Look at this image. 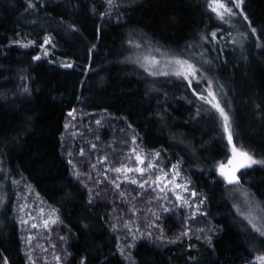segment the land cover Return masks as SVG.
I'll use <instances>...</instances> for the list:
<instances>
[{
    "label": "trees",
    "instance_id": "16d2710c",
    "mask_svg": "<svg viewBox=\"0 0 264 264\" xmlns=\"http://www.w3.org/2000/svg\"><path fill=\"white\" fill-rule=\"evenodd\" d=\"M34 2L37 7L25 11L27 0H0V165L10 177L28 181L57 210L72 263L86 258L85 264H126L118 252L110 205L94 195L90 203L89 189L71 171L75 151L69 155L65 125L69 110L75 109L107 114L124 131L110 144L109 132L101 133L112 160L128 147L131 132L145 152H160L166 166L180 161L192 186L206 198L201 224L213 229L211 242L157 246L140 241L132 251L136 264H256L253 257L264 245L237 216V202L218 171L230 158L219 114L197 115L201 106L210 108L192 91L200 88L149 75L131 59L140 47L128 41L202 65L231 117L237 147L264 159V0H244L242 6L258 30L255 35L244 20H234L237 28L231 29L208 8V0H116L120 7L108 16L99 15L109 12L105 0ZM117 13L122 19L115 18ZM45 34L54 38L52 59L72 67L32 59ZM17 39H35L37 45L23 48L12 43ZM239 176L240 185L264 210V164L243 169ZM5 207L0 212V264L3 257L8 264H26L19 228ZM165 225L168 233L176 228L169 221Z\"/></svg>",
    "mask_w": 264,
    "mask_h": 264
},
{
    "label": "rangeland",
    "instance_id": "374dc122",
    "mask_svg": "<svg viewBox=\"0 0 264 264\" xmlns=\"http://www.w3.org/2000/svg\"><path fill=\"white\" fill-rule=\"evenodd\" d=\"M234 20L242 22L243 16L239 15L231 18V22L227 23L231 29H233V27L234 29L237 28ZM46 47L49 48V54L47 56H42L43 58L56 63L60 67H64L63 65L68 63L63 60H53V47H51V45H47ZM155 50L156 47L148 46V43H145L144 46H141L133 53L131 59L133 61H136L137 58L143 60V57L148 55H156L159 58V53ZM161 52L163 51L161 50ZM41 53L42 50L40 49L38 54ZM183 57L190 59L189 57ZM143 69L145 70V68ZM167 70L168 69L160 67L161 72ZM158 76L176 78L174 76ZM193 84L200 88V91L203 90L205 95L207 94L206 81H201L198 85L196 81H194ZM211 87L212 90L216 92V88L213 84ZM74 116L75 119L68 115L66 120L68 127H65V136H68L69 139L66 141L68 143V150L70 153L71 150L75 151V154L71 155L69 158V161H72V163H70L71 171L73 174L74 171L78 170L80 172L79 180L87 189L91 190L92 195L100 197V199H103L102 201H106L110 205L112 223L117 226L115 232L118 236L119 254L120 249L123 248L125 254L131 253L130 259H133L132 251L134 247L131 246L133 242L131 236L128 235L129 231L135 232L138 237L141 236L142 232L145 233L143 237L135 241V245L140 241H147L157 246L179 242L181 240L190 242L192 239L209 242L206 237L211 236L213 229L211 226H209V228H204L201 224L202 217L204 216L202 213H205L204 205L200 206V212L195 218H190L189 207H180V202L176 200L174 193L169 192L167 199H164L162 195L160 198H153L156 195L153 191L155 185L140 189L138 185L131 184L130 181L124 180L123 174L110 171V168L119 167L122 163L127 164L128 167L134 168L136 166L135 156L130 151V149L134 147L137 148V151H139L141 155L146 157L145 165H143L145 168H147L148 161L157 164L158 167L154 170H147L144 176L136 172L129 173L128 175L132 178L148 180L149 176H151L152 179H155V176L159 174L161 169L170 173L172 165L166 166L160 157H155V153L145 152L137 139L136 142L133 143L132 136H134V134L127 131L130 138L128 147L125 148V150L121 149V152L119 151L118 155H116L117 157L115 156L112 160L107 150L108 147H106L107 152L104 150V146L106 145L102 139L101 133L103 129L107 130V132H109L107 137L108 142H117L119 136H122L120 133H124V131L117 130L116 121L112 120L111 116L104 113L88 115L75 111ZM97 121H100V123L97 124ZM78 135L80 137H76ZM97 137H99V139H97ZM92 144H95L97 147L93 149L91 147ZM109 144H107V146ZM111 146L113 145L111 144ZM82 148L84 149L83 155L80 153ZM85 148H88L89 151L87 152ZM104 156H107V161L98 162L100 158ZM228 161L225 164L226 166L228 165ZM92 165H96V167L93 168ZM178 168L181 175L177 177L176 180L178 183H183L185 179L189 178L182 171L180 165H178ZM104 173H107V176H105ZM117 175L121 177L120 180L117 181V183L120 184V189H116L115 185L111 183V180L115 179ZM74 177L76 176L74 175ZM169 178L171 179V175ZM222 179L224 180L223 177ZM226 185L228 187L227 194L237 202L236 204L239 205L240 210L245 212L252 211L257 218L255 222L258 225H264V210L259 202L251 197L247 199L243 197L240 192L243 191L244 188L240 184L228 185L226 183ZM189 187L194 188L192 183ZM120 191H124L126 196L120 197ZM137 193L141 194L137 195ZM198 194L199 198L203 199L202 195L200 193ZM181 195L187 198L190 196V193L182 192ZM133 197H135V199H133ZM195 200L196 198H192L189 201L193 209L195 208ZM257 205L259 206L257 207ZM5 206L10 208L12 217L19 228L22 253L26 258V264H33V262L34 264H57L55 259L57 255L61 257L60 264H73L66 239L67 236L64 232L65 227L61 222L57 210L48 205L28 181L23 178L10 177L7 171L0 165V212L6 209ZM164 207L171 208L172 211L165 213L163 211ZM133 208L136 209L135 212L132 211ZM236 214L252 231L257 233L252 229L247 219L240 215L237 208ZM56 216H59V221L56 224L50 223L49 227H44L45 220H50V218ZM186 218L188 219L186 220ZM153 221L156 222V225L163 228V234L165 236L163 241L158 239L161 235L159 228L155 225L149 227ZM166 221H169L171 226H176V228L170 230V233L167 232L168 228L165 225ZM125 224H128L127 228L124 227ZM33 225L36 226L34 227ZM188 227H190L192 231L187 235L181 236L180 234ZM198 229H204V231L201 233L197 231ZM147 232L152 233L151 238L147 237ZM61 237H64V239H61ZM29 256H31V260H29ZM121 257L126 261V264H130L129 259H125L124 256ZM76 264H81V260Z\"/></svg>",
    "mask_w": 264,
    "mask_h": 264
},
{
    "label": "snow or ice",
    "instance_id": "6c2138e0",
    "mask_svg": "<svg viewBox=\"0 0 264 264\" xmlns=\"http://www.w3.org/2000/svg\"><path fill=\"white\" fill-rule=\"evenodd\" d=\"M42 2V0H41ZM105 3L108 5L109 12H100V16H108L110 12L113 9H118L120 5L116 2V0H105ZM243 4L244 0H208V8L211 9L212 12H214L217 16V18L221 21H224L225 23H230L232 17H236L239 15L243 16V20L248 22V26L250 28L251 34L255 35L257 33V28L252 26V22L249 19L248 15L244 13L243 10ZM37 4L34 2V0H27V8L33 9L36 8ZM121 13H117L116 19L120 20L122 19ZM70 28L73 30L78 31V27L75 24L69 25ZM99 31V29H97ZM244 35H247L245 33ZM211 36L215 38L217 36V32L213 31L211 33ZM53 37L51 35L45 34L43 37L42 43H39L38 47L42 50L41 54H37L36 56L32 57L33 60L39 61L41 60L42 56H47L49 54V48L46 47L47 45H51V47H55V44L53 43ZM201 39L207 40L208 36H202ZM260 37L257 36V40H259ZM14 44H18L23 48H29L33 45H37V41L35 39H30L25 41H21L19 39L12 41ZM130 45H133L136 48L141 47L139 43H136L134 41H128ZM96 45L93 44L92 48H95ZM257 47H260L259 44H257ZM91 52V49H89ZM157 53H159V58L156 55H148L144 56L143 60L137 58L136 63L140 64L141 67L145 68V70L149 73L151 76H157V75H164L165 77L168 76H174L180 80L187 81V85L189 87H192L193 82L196 81L197 85L201 81H206L207 85V94L205 95V92L197 91L196 88L192 87V91L195 94L196 97L200 101H204L207 105L210 106L208 109H204L203 106L197 109V115H200L202 112L206 111L209 116H213L215 113L219 114V117L222 121V129L223 133L226 135L227 143L230 146L231 149V157L229 158L228 165L219 164L218 165V171L220 175L224 178V180L229 185H239L240 184V176L237 175L238 172H240L241 169H248L251 168L253 165L256 164H264V159H257L250 151L245 149L244 147H237V144L234 142V131L232 127V120L231 117L226 111L225 107L221 105L219 99L217 98V94L215 91L212 90V84L213 80L209 79L207 77V74L203 71V66H198L195 62H193L190 59H186L181 55H177L174 53H167V52H161L160 48H156L155 50ZM204 63H210V61L205 60ZM64 67H72L73 65L71 63H66L63 65ZM160 67H163L165 69H168L167 71H160ZM23 79V77H21ZM222 87V86H221ZM24 92H28L29 89L27 86L23 88ZM167 96V93L164 94ZM214 110V111H213ZM75 109H70L68 115L71 116L73 119H75L74 116ZM97 124L100 123V121L96 122ZM65 127L67 128L68 125L66 124ZM99 139V137H97ZM137 137L134 135L132 136V142H136ZM127 143V142H125ZM91 147L95 149L97 146L95 144H92ZM130 151L135 156L136 166L128 167L127 164H121L119 167L110 168V171L123 174V178L126 181H130L131 184H136L139 186L140 189L149 188L152 185H155V188H153V191L156 193V195L153 198H160L161 195L164 199H167L168 193L172 192L176 196V200L180 202L179 206L184 207L187 206L190 209V218H195L197 214L200 212V206L204 204L205 199H200L199 194L195 188H190L189 185H191L190 179H185L183 183H178L176 178L181 175L178 165L180 161L177 162V164L172 165L171 172L160 170L159 174L155 176V179H152L151 176H149L148 180L143 179H136L130 177L129 173H139L141 176H144L147 172V170H154L158 167L157 164H153L151 161H148L147 168H145L143 165H145L146 157L144 155H141L139 151H137V148H131ZM81 155L84 154V149L82 148L80 150ZM71 155V153H69ZM155 157H160V152L155 153ZM130 159V158H129ZM101 161H107V156L101 157L98 162ZM69 163H72L70 160ZM75 167V166H74ZM93 168L96 167V165H92ZM73 175L79 179L80 172L74 171ZM105 176H107V173H104ZM171 175V179L169 176ZM120 175H117L115 179L111 180V183L115 185L116 189H120V184L117 183L118 180H120ZM174 186V187H173ZM158 190V191H157ZM182 192H188L190 193L189 197H185L181 195ZM89 202L91 203L93 200V196L91 193V190H89ZM141 193H137V195H140ZM240 194L245 197L246 199L249 198V192L247 190H243L240 192ZM98 195V194H97ZM120 197H125L126 193L124 191H120L119 193ZM196 198L195 200V208L193 209L192 205L189 203L190 199ZM135 199V197H133ZM234 207L237 208V211L240 212V215L245 217L247 219L248 223L251 225L252 229H254L258 234L260 239L261 245H264V225H258L256 221V217L254 216L252 211H241L239 205L234 204ZM259 205H257L258 207ZM55 211V210H53ZM133 212L136 211L135 208L132 209ZM163 211L165 213L172 211L171 208L164 207ZM203 215H207V213H202ZM188 218H186L187 220ZM59 221V216L50 218V220L44 221V227H49V224H56ZM155 225L157 228H159L161 235L158 237L159 240L163 241L165 239V236L163 234V228H161L159 225H156V222L153 221L149 227H152ZM34 227L36 225H33ZM117 226L113 225V229L115 230ZM124 227H128V224H125ZM192 229L190 227L185 228V231L181 233L180 235H187L189 232H191ZM197 231H200L201 233L204 231V229H198ZM128 235L131 236L132 239V247H135V241L140 239L145 235V233H141V236L138 237L135 232L129 231ZM147 237L151 238L152 233L147 232ZM61 239H64V237H61ZM206 239L211 242L212 237L207 236ZM191 247V245H190ZM121 256H124L125 259L130 260V264H136V261L134 259H130L131 253L125 254V250L123 248L120 249ZM31 256H29V260H31ZM57 264H60L61 257L57 255L55 257ZM4 264H8L7 257H3ZM86 258H82L81 264H85ZM253 260L256 262V264H264V251L258 252L253 257ZM34 264V262H33ZM246 264H251L250 261L246 262Z\"/></svg>",
    "mask_w": 264,
    "mask_h": 264
},
{
    "label": "water",
    "instance_id": "95a60500",
    "mask_svg": "<svg viewBox=\"0 0 264 264\" xmlns=\"http://www.w3.org/2000/svg\"><path fill=\"white\" fill-rule=\"evenodd\" d=\"M242 170H243V169H241L240 172H241ZM240 172H238L237 175H239ZM226 183H227V182H226ZM227 184H228V183H227ZM228 185H229V184H228Z\"/></svg>",
    "mask_w": 264,
    "mask_h": 264
}]
</instances>
